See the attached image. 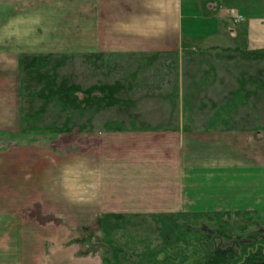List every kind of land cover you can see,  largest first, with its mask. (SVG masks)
Here are the masks:
<instances>
[{
    "label": "crops",
    "instance_id": "1",
    "mask_svg": "<svg viewBox=\"0 0 264 264\" xmlns=\"http://www.w3.org/2000/svg\"><path fill=\"white\" fill-rule=\"evenodd\" d=\"M263 51L264 0H0V133L27 141L0 149V197L35 213L0 199V264H103L79 233L106 214L264 213ZM48 55L118 86L87 150L21 134L20 59Z\"/></svg>",
    "mask_w": 264,
    "mask_h": 264
},
{
    "label": "trees",
    "instance_id": "2",
    "mask_svg": "<svg viewBox=\"0 0 264 264\" xmlns=\"http://www.w3.org/2000/svg\"><path fill=\"white\" fill-rule=\"evenodd\" d=\"M247 55H249V59L264 60V51ZM67 58L51 55L21 57V74L26 81L24 87L25 90L27 88L28 95L40 88L34 93L38 99L47 101L55 96L66 107L76 108L81 112L95 105L112 107L116 101L117 85L102 84L87 89H83L77 84L72 86L56 85L54 75H50V70L55 68L52 66L53 62L56 59L61 61ZM21 91L20 85L19 93ZM30 98L27 97V99ZM27 121H29L27 122L29 126L24 132H22L23 122L20 126L21 134L25 138L33 139L43 136V132L38 129V114L29 111ZM73 131L74 127H71L45 135L63 136L71 134ZM6 137L13 138L8 132L0 133V138ZM119 216L124 215H106L87 229L93 230L95 233L100 231L104 234L105 221ZM150 217L164 225L160 230L164 242L157 252L149 250L147 254L150 255L144 256L145 252L140 257H135L131 253L128 255L112 240L102 238L101 244L98 246L102 245L105 250L104 264H264V222L255 219L257 217L264 218V213L226 211L191 215L179 212L150 215ZM201 221H207L212 227L209 228L205 225L206 223L200 225ZM204 227L206 231L203 230ZM252 228L255 230H251Z\"/></svg>",
    "mask_w": 264,
    "mask_h": 264
},
{
    "label": "rangeland",
    "instance_id": "3",
    "mask_svg": "<svg viewBox=\"0 0 264 264\" xmlns=\"http://www.w3.org/2000/svg\"><path fill=\"white\" fill-rule=\"evenodd\" d=\"M229 25V23H228ZM187 27L188 20L186 19L184 22V39L187 42ZM228 27V26H227ZM228 44L234 45V39H230L228 37ZM97 62L95 64L91 58L89 59H76L74 57L67 58L64 60L56 59L53 62L52 66H55L54 70H50V75H54V79L56 85L59 86L61 84H65L67 86H72L75 84H80L83 87L90 86L93 82H101L105 77L104 73H100V63ZM51 66V67H52ZM111 76H116V74H112ZM122 76H120L121 78ZM21 88L22 91L19 94L15 95L14 99L21 100V120L22 123V132L25 131L26 127L29 126L27 124V114L28 112H32L38 114L39 123L38 129L41 130L43 135L46 133H54L55 131H62L63 129H70L74 127V131L71 134L63 135L53 147L57 148L62 153H68L69 151H77V150H87L90 147H93L97 142L96 139H102L97 135L104 128H106L105 123L113 122L111 119L115 118L114 111H108L104 105H95L94 107L86 108L83 112L78 111L76 108H69L62 104V102L58 99V97H52L47 101L40 100L34 96V93L37 92L40 88L34 90V92L28 95L27 88L25 90L24 84L26 83L25 79H23V75L21 74ZM20 96V97H19ZM27 97H31L27 99ZM14 106V105H13ZM7 107H3L4 112H6ZM83 109V108H82ZM10 108H8V111ZM115 110V109H114ZM42 111V112H41ZM122 115V112L119 114ZM131 117V116H130ZM133 121V122H132ZM126 120L122 121L123 124L126 122H131L134 124H138L139 120ZM121 123V121H119ZM80 129V130H79ZM96 135V136H95ZM106 136V133H104ZM103 137V136H102ZM59 138V137H57ZM19 140V141H17ZM19 144L27 145V141L21 139L12 140L5 139L4 141H0V149L5 152H11L12 149L17 148ZM44 143H42L43 145ZM114 147V146H113ZM10 155L12 154L9 153ZM263 155V153L261 152ZM12 156V155H11ZM264 165V164H263ZM264 167V166H263ZM263 187V184H262ZM7 189H3L2 196L0 199H3L4 204H2L1 208L5 210L10 209L12 212H16L19 215H23L24 218H29L30 212L32 211V216H35L34 210L26 209L24 207H18L15 196L17 194L8 193ZM263 190H260V194ZM15 195V196H14ZM203 196L196 195L191 193L189 199L198 198L200 199ZM215 195L212 196V200H214ZM211 200V201H212ZM212 207V212L221 211L217 210V206H215V202H208ZM223 209L224 206H221ZM13 209V210H12ZM187 214L188 212H184ZM106 215H119V214H106ZM106 215L101 216V219L106 217ZM124 216H119L118 218H109L105 221V233L100 232L97 236L105 240H112L115 242L117 246H120L125 252L130 255V253L135 257H140L145 252L144 256H148L147 254L149 250L151 252H157L158 248L161 247V244L164 242L162 237V230L164 225L159 222H156L157 219L151 218L150 216H137L122 214ZM116 217V216H114ZM33 219V218H32ZM264 222V218H255ZM70 221V219H68ZM200 225L202 223H206L209 228L212 227L207 221L199 222ZM161 228V229H160ZM68 230L71 232L76 231L73 224H68ZM255 230V229H251ZM78 232V230H77ZM4 232H0V237ZM161 234V235H160ZM92 237L88 238L92 243L93 250L99 249L101 250L102 256L104 255V248L102 245L98 246V238ZM81 239V238H80ZM106 255V254H105ZM104 259V256H103ZM104 261V260H103ZM104 264V262H103Z\"/></svg>",
    "mask_w": 264,
    "mask_h": 264
},
{
    "label": "flooded vegetation",
    "instance_id": "4",
    "mask_svg": "<svg viewBox=\"0 0 264 264\" xmlns=\"http://www.w3.org/2000/svg\"><path fill=\"white\" fill-rule=\"evenodd\" d=\"M93 230H83L82 235L84 238H89L90 236H94L95 232Z\"/></svg>",
    "mask_w": 264,
    "mask_h": 264
},
{
    "label": "water",
    "instance_id": "5",
    "mask_svg": "<svg viewBox=\"0 0 264 264\" xmlns=\"http://www.w3.org/2000/svg\"><path fill=\"white\" fill-rule=\"evenodd\" d=\"M203 230L206 231V228H204Z\"/></svg>",
    "mask_w": 264,
    "mask_h": 264
}]
</instances>
